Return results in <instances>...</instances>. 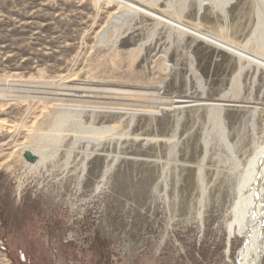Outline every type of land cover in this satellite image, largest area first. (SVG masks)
<instances>
[{
  "label": "rangeland",
  "instance_id": "rangeland-1",
  "mask_svg": "<svg viewBox=\"0 0 264 264\" xmlns=\"http://www.w3.org/2000/svg\"><path fill=\"white\" fill-rule=\"evenodd\" d=\"M129 1L264 59L258 0ZM129 12L3 0L0 264H236L264 67ZM31 208L62 222L54 243Z\"/></svg>",
  "mask_w": 264,
  "mask_h": 264
},
{
  "label": "bare ground",
  "instance_id": "bare-ground-1",
  "mask_svg": "<svg viewBox=\"0 0 264 264\" xmlns=\"http://www.w3.org/2000/svg\"><path fill=\"white\" fill-rule=\"evenodd\" d=\"M115 1L123 5L125 10L128 12L130 11L129 13L134 12L146 14L159 22L170 25L173 29L175 28L176 30L181 31V33L185 32L191 35H196L211 43L217 45L221 44V47L230 50L240 59H247L250 62H254L257 65L264 67V59L249 55L244 50H239L238 48L240 47L234 48L230 45L223 44L221 43L222 41H218V38H216L218 39L216 40L213 36L197 32L196 30H193V28L177 22L178 20L173 21L167 19V17L165 18L150 9L142 7L143 5H137L129 0ZM258 1L264 11V0ZM223 7L225 8V6ZM224 15H226V13H224ZM218 29H220V26ZM32 154L38 157V162L36 164H31V167L33 169L41 168L40 166L43 164L42 155L40 156L38 152H32ZM249 164V168H247L248 170L246 169L247 171L244 179H242L243 182L239 190L238 202L234 209V220L229 225L231 233L238 236L243 241L237 255L236 264H261L264 258V145L260 147L251 163L249 161Z\"/></svg>",
  "mask_w": 264,
  "mask_h": 264
},
{
  "label": "trees",
  "instance_id": "trees-1",
  "mask_svg": "<svg viewBox=\"0 0 264 264\" xmlns=\"http://www.w3.org/2000/svg\"><path fill=\"white\" fill-rule=\"evenodd\" d=\"M3 4V0H0V7ZM22 57V55H21ZM36 213V214H35ZM30 214H33L37 217H40L41 220H49L48 224H46V230L48 233V238L50 243H54L56 239H59L62 236L63 233V228H62V222L59 221L58 219H49L46 217V215H40L35 208L30 209ZM48 218V219H47Z\"/></svg>",
  "mask_w": 264,
  "mask_h": 264
},
{
  "label": "water",
  "instance_id": "water-1",
  "mask_svg": "<svg viewBox=\"0 0 264 264\" xmlns=\"http://www.w3.org/2000/svg\"><path fill=\"white\" fill-rule=\"evenodd\" d=\"M24 158L30 164H36L38 162V157L33 155L32 153L26 154ZM228 247H230L229 241H228Z\"/></svg>",
  "mask_w": 264,
  "mask_h": 264
}]
</instances>
